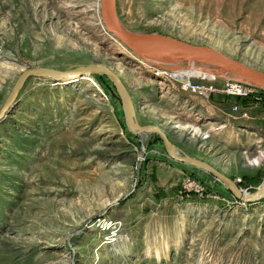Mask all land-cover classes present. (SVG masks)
I'll return each mask as SVG.
<instances>
[{
    "label": "rangeland",
    "instance_id": "1",
    "mask_svg": "<svg viewBox=\"0 0 264 264\" xmlns=\"http://www.w3.org/2000/svg\"><path fill=\"white\" fill-rule=\"evenodd\" d=\"M101 6L0 0V111L25 72L0 116V264H264V197L244 201L208 168L173 158L159 134L127 123L107 72L77 70H112L134 122L160 127L178 155L244 195L264 184V88L245 103L251 119L229 122L157 65L217 88L244 77L153 45L137 56L107 30ZM114 14L132 32L208 46L264 72V0H114Z\"/></svg>",
    "mask_w": 264,
    "mask_h": 264
},
{
    "label": "water",
    "instance_id": "2",
    "mask_svg": "<svg viewBox=\"0 0 264 264\" xmlns=\"http://www.w3.org/2000/svg\"><path fill=\"white\" fill-rule=\"evenodd\" d=\"M101 10H102V19L104 22V25L106 26L107 30L112 32L117 38H119L121 41H123L128 47L131 49H134V47L138 43H143L142 45H153L158 48H163L169 51L170 53L177 54V55H185L189 57H197V58H204L208 60H213L217 62L222 67L228 69L234 74L239 75L240 77H244L245 80L252 81L253 83L262 86L264 88V72L260 71L254 67H251L241 61H238L214 48L204 46V45H198L193 44L188 41L180 40L177 38H174L172 36L163 35V34H144V33H135L128 29H126L116 18L114 14V0H101ZM100 68L96 65H89L85 66L77 71L81 72H87L88 69L91 68ZM102 69H104V72H107L114 81L118 84L120 91L122 93L123 101H124V107H125V113H126V120L127 123L130 124L133 127H136L141 134L143 133H151L155 132L159 134L162 139L164 140L167 150L169 151L170 155L175 158L176 160L193 164V165H202L203 167L209 168L212 173L220 177L223 181V183L227 186V188L231 189L239 198L243 199L244 201H257L264 197V184L258 187V189L254 193H248L249 196H245L238 185L227 177L225 174L217 171L210 165L206 164L205 162H202L200 160H197L190 156H181L178 155L174 151L173 144L170 140V137L168 133H166L164 130H162L160 127L155 125H140L137 122H134L130 116V104H129V94L128 90L126 89L125 85L123 84L122 80L118 77L116 73H114L109 68L103 66ZM36 73L39 72L38 70L34 69ZM52 74L54 75H67L76 73V71H69V72H58L54 70L48 69ZM24 78H25V72ZM32 72H29L31 74ZM35 73V72H34ZM24 80V79H23ZM18 90L17 84L13 87V90L10 93L9 98L6 100L4 105L1 108L0 116L3 114V112L6 111V109L11 104V101L14 99L16 95L12 94L13 91ZM12 94V95H11ZM229 184L236 185L234 188H231Z\"/></svg>",
    "mask_w": 264,
    "mask_h": 264
},
{
    "label": "built area",
    "instance_id": "3",
    "mask_svg": "<svg viewBox=\"0 0 264 264\" xmlns=\"http://www.w3.org/2000/svg\"><path fill=\"white\" fill-rule=\"evenodd\" d=\"M179 71H173L170 74H164L160 70L161 75L168 79L172 84L179 86L180 90L190 92L196 96H199L206 100L211 107H213L217 112L225 115L227 120H249L251 119V113L249 105L246 102L253 101L258 96L262 86H259L249 80H238L232 78H226L223 80V85L221 88L214 87L213 85L200 84L192 81V77L189 79L181 77L178 75ZM170 76V77H169ZM214 94H218L223 100H227V103L222 104V102H213L211 99ZM222 101V100H221ZM224 109L223 106H227ZM224 123L227 124L225 120ZM240 182V180H236ZM197 184L190 178L187 181V189H196Z\"/></svg>",
    "mask_w": 264,
    "mask_h": 264
},
{
    "label": "bare ground",
    "instance_id": "4",
    "mask_svg": "<svg viewBox=\"0 0 264 264\" xmlns=\"http://www.w3.org/2000/svg\"><path fill=\"white\" fill-rule=\"evenodd\" d=\"M110 32V31H109ZM112 33V32H111ZM143 43H138L135 47H134V49H132L133 51H135L138 55L137 56H142L143 54H144V45H142ZM149 51V50H148ZM152 52V51H151ZM153 52H155V51H153ZM146 57H147V55H145ZM145 56H143V57H145ZM151 59V58H150ZM208 61V60H207ZM152 63V62H151ZM157 66H159L160 67V69L162 70L163 69V67L164 66H162V65H157ZM37 70V69H36ZM48 70V69H47ZM49 71V70H48ZM103 69L102 68H96V67H94V68H91V69H88V74H91L92 73V75L94 76L95 74H100V73H103ZM39 72V75L40 76H44V75H46V72L45 71H38ZM87 72H84V75L87 73ZM162 73H164V74H167V73H165V72H163L162 71ZM49 74H51V75H53L52 74V72H49ZM47 76V75H46ZM243 78V77H242ZM23 79H24V75H22L21 77H20V79H19V81H18V83H17V86H18V90H19V86H21V83L23 82ZM245 79V78H244ZM14 93H18L17 92V89L15 90V91H13ZM13 94V93H12ZM134 130L135 131H138V129L136 128V127H134ZM189 164V163H188ZM196 166H199V167H203L202 165H196ZM209 169V168H208ZM207 170V169H206ZM210 170V169H209ZM208 171V170H207ZM229 185H231L230 187H235L234 185H232V184H229ZM245 196H249L248 194H246Z\"/></svg>",
    "mask_w": 264,
    "mask_h": 264
},
{
    "label": "crops",
    "instance_id": "5",
    "mask_svg": "<svg viewBox=\"0 0 264 264\" xmlns=\"http://www.w3.org/2000/svg\"><path fill=\"white\" fill-rule=\"evenodd\" d=\"M222 101H224V102H222V104H224V103H227V100H223L222 99ZM213 102H215V101H213ZM218 123V122H217ZM227 124L226 123H222V124H220V126H222V127H224V126H226ZM222 127H220L221 129H222Z\"/></svg>",
    "mask_w": 264,
    "mask_h": 264
}]
</instances>
